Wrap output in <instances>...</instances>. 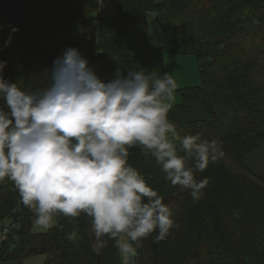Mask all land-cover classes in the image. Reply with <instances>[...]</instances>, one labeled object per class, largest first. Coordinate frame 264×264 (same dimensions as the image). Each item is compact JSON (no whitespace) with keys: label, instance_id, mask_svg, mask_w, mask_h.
Segmentation results:
<instances>
[{"label":"trees","instance_id":"obj_1","mask_svg":"<svg viewBox=\"0 0 264 264\" xmlns=\"http://www.w3.org/2000/svg\"><path fill=\"white\" fill-rule=\"evenodd\" d=\"M112 3L114 12L105 16L97 0H0L3 77L24 89L44 87L53 61L70 46L105 81L118 68L163 75L169 46L193 56L200 82L176 90L169 119L182 136L217 140L224 155L196 174L208 179L197 202L165 180L153 157L138 146L129 149L128 162L172 206L179 224L159 243L157 232L141 240L135 264H264V174L247 165L264 140V0ZM147 12L157 13L164 45L152 44ZM10 35L14 51L6 44ZM34 218L14 183H0V219L12 227L2 240L0 263L24 264L45 254L44 264H122L114 239L104 237L106 244L94 247L86 215H58L57 225L43 232L33 230ZM73 231L76 239L67 240Z\"/></svg>","mask_w":264,"mask_h":264},{"label":"clouds","instance_id":"obj_2","mask_svg":"<svg viewBox=\"0 0 264 264\" xmlns=\"http://www.w3.org/2000/svg\"><path fill=\"white\" fill-rule=\"evenodd\" d=\"M6 63L0 61V183H14L37 229L50 230L58 215L84 214L94 247L114 239L122 264H135L141 240L157 232L159 243L179 228L172 206L128 162L138 146L173 188L197 202L203 197L208 179L196 174L224 152L215 139L178 133L169 119L178 87L173 75L118 68L105 81L70 46L53 61L46 85L33 90L6 80Z\"/></svg>","mask_w":264,"mask_h":264},{"label":"rangeland","instance_id":"obj_3","mask_svg":"<svg viewBox=\"0 0 264 264\" xmlns=\"http://www.w3.org/2000/svg\"><path fill=\"white\" fill-rule=\"evenodd\" d=\"M101 12L103 15L108 16L114 12L113 3H105L101 7ZM145 18L148 24L150 37L152 44L154 46L164 45V37L160 31V22L156 12H147L145 14ZM2 39L0 36V50L2 48ZM8 49L14 51L15 45L11 43L8 45ZM177 50L173 46H169L165 48V72L170 73L173 75L177 82V89L183 87H189L199 84L200 77L198 72V63L193 56H185L179 55L176 53ZM176 99L175 102L179 100V93H175ZM229 118L226 117L224 121H228ZM247 165L249 168L256 174H264V140L260 142V146L254 149L247 158ZM249 176L252 177L251 174L247 173ZM9 219H0V234L2 228L5 225L10 224ZM35 232H43L42 230L37 229L35 226L33 228ZM49 258L48 255L40 254L35 255L27 258L24 264H44L47 259ZM0 264H12L11 261L2 262Z\"/></svg>","mask_w":264,"mask_h":264},{"label":"built area","instance_id":"obj_4","mask_svg":"<svg viewBox=\"0 0 264 264\" xmlns=\"http://www.w3.org/2000/svg\"><path fill=\"white\" fill-rule=\"evenodd\" d=\"M99 5L102 6L103 4L105 3H112L114 0H103V3H101V0H97ZM12 230V227L11 226H4L2 231H1V234H0V248H1V245H2V240L4 239V237Z\"/></svg>","mask_w":264,"mask_h":264},{"label":"bare ground","instance_id":"obj_5","mask_svg":"<svg viewBox=\"0 0 264 264\" xmlns=\"http://www.w3.org/2000/svg\"><path fill=\"white\" fill-rule=\"evenodd\" d=\"M16 238V237H15Z\"/></svg>","mask_w":264,"mask_h":264},{"label":"water","instance_id":"obj_6","mask_svg":"<svg viewBox=\"0 0 264 264\" xmlns=\"http://www.w3.org/2000/svg\"><path fill=\"white\" fill-rule=\"evenodd\" d=\"M209 61V60H208Z\"/></svg>","mask_w":264,"mask_h":264}]
</instances>
